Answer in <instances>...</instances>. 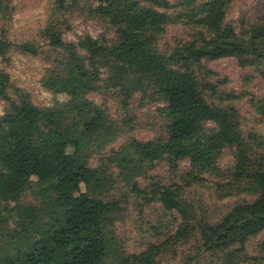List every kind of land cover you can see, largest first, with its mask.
<instances>
[{
    "label": "trees",
    "instance_id": "16d2710c",
    "mask_svg": "<svg viewBox=\"0 0 264 264\" xmlns=\"http://www.w3.org/2000/svg\"><path fill=\"white\" fill-rule=\"evenodd\" d=\"M55 4L66 10L65 0ZM177 9L182 12L176 21L184 22L192 36L169 52L155 50L154 38ZM226 10V0H98L88 13L111 38L84 35L76 43L66 42L71 25L59 20L40 33L44 46L0 40L2 59L11 48L31 57L56 53L48 62L44 86L67 97L57 109L37 108L0 70V101L5 106L0 115V264H107L111 230L123 216L118 200L108 196L113 182L105 176L107 167L118 171L131 193L180 216L173 240L196 233L206 249L228 252L227 258L235 259V253H245L247 243L264 233V155L251 152L238 111L218 92L227 82L204 66L233 59L264 78V6L260 18L241 34L225 22ZM101 90L117 91L124 105L135 94L157 101L163 105L166 127L153 140H129L99 169H92L87 146L126 125L111 124L106 112L87 100ZM225 149L233 157L231 179L247 180L257 198L235 205L216 223L193 220L182 200L181 190L200 182L196 174L185 173L183 187L146 176L145 170L160 162L170 174L185 161L194 172L214 168ZM141 176L148 179V190L138 187ZM29 192L35 203L26 201ZM160 246L122 255L117 264H155ZM260 251L263 256L253 264H264V242Z\"/></svg>",
    "mask_w": 264,
    "mask_h": 264
},
{
    "label": "rangeland",
    "instance_id": "374dc122",
    "mask_svg": "<svg viewBox=\"0 0 264 264\" xmlns=\"http://www.w3.org/2000/svg\"><path fill=\"white\" fill-rule=\"evenodd\" d=\"M139 1V0H134ZM141 1V0H140ZM202 1V0H198ZM227 10L225 22L232 24L238 34L243 33L254 24L263 13L264 0H226ZM3 3V4H2ZM66 10H59L55 0H8L0 3V40H8L12 45L36 43L44 46L40 33L51 23L68 20L71 31L64 36L66 42L76 43L84 36L90 35L98 39L101 35L111 38L106 27L98 20L91 19L90 8L98 6V0H65ZM180 9L172 10L170 20L163 32L154 40V49L166 53L192 36V31L185 23L176 21ZM187 24V23H186ZM49 57V58H46ZM57 57L49 53L45 57L22 55L13 48L5 59L0 58V70L9 75L14 87L26 93L33 105L40 109L58 108L67 102V97L50 92L44 86L50 63ZM204 66L225 80L219 86V93L227 98V103L236 108L240 115V130L249 142L251 152L255 156L264 155V78L253 68H240L233 59L205 62ZM264 71V66L260 67ZM87 100L106 112L111 124L126 123L119 126L112 134L101 141L89 144L86 149L89 166L99 169L102 162L118 152L129 140L141 142L163 136L166 120L161 111L162 104L148 97L135 94L123 103V98L115 90H101L88 96ZM5 106L0 101V115L4 114ZM44 129L49 127L43 126ZM211 131V127H205ZM207 134V132H206ZM254 137L255 142L250 139ZM233 157L228 149L222 151L214 168L195 169L188 161L183 162L175 174H170L164 162L149 166L148 178L169 185L183 187L181 177L193 172L200 182H192L181 190L182 200L190 208L193 220L216 223L221 220L235 205L250 203L257 198L247 180L234 181L230 171ZM118 171L107 167L105 176L113 182L109 199L118 200L122 218L112 228V245L106 258L107 264H117L122 255H136L149 246H160V253L155 264H253V259L260 258L264 242V233L251 239L245 253L228 259V252H211L204 247L198 235L192 233L188 238L173 240L172 237L181 225L180 216L167 213L157 202L150 198L143 199L125 187L117 176ZM140 190H148V179L144 176L136 180ZM26 201L34 202L35 198L27 193ZM2 214V213H0ZM15 217L10 221L13 227ZM233 252V250H232Z\"/></svg>",
    "mask_w": 264,
    "mask_h": 264
}]
</instances>
